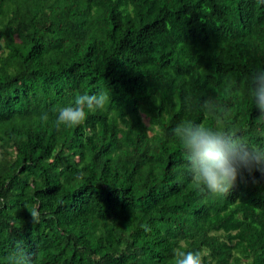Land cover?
I'll return each instance as SVG.
<instances>
[{"label":"trees","instance_id":"obj_1","mask_svg":"<svg viewBox=\"0 0 264 264\" xmlns=\"http://www.w3.org/2000/svg\"><path fill=\"white\" fill-rule=\"evenodd\" d=\"M0 49V264L18 246L32 264H170L178 245L264 264V174L202 191L172 132L203 123L264 154V0H0ZM101 91L103 110L56 126Z\"/></svg>","mask_w":264,"mask_h":264},{"label":"clouds","instance_id":"obj_2","mask_svg":"<svg viewBox=\"0 0 264 264\" xmlns=\"http://www.w3.org/2000/svg\"><path fill=\"white\" fill-rule=\"evenodd\" d=\"M250 96L260 113L259 119L264 120V71L252 76ZM108 102V94L104 91L78 94L72 104L58 109L55 124L58 128L80 126L89 114L103 110ZM211 104V101H205L206 113L215 115L216 109ZM41 119L46 121L47 114ZM172 132L182 145L192 183L202 191L223 196L231 191L244 172L251 175L253 171H259L264 174V154L216 128L182 120ZM28 212L33 223L38 222V211L28 208ZM8 262L32 264L30 257L19 246L9 254ZM170 264H203V256L201 251L186 250L178 245L172 250Z\"/></svg>","mask_w":264,"mask_h":264},{"label":"rangeland","instance_id":"obj_3","mask_svg":"<svg viewBox=\"0 0 264 264\" xmlns=\"http://www.w3.org/2000/svg\"><path fill=\"white\" fill-rule=\"evenodd\" d=\"M3 52V50L2 49H0V53H2ZM147 122V121H146Z\"/></svg>","mask_w":264,"mask_h":264}]
</instances>
